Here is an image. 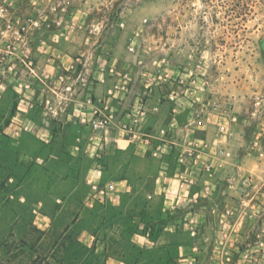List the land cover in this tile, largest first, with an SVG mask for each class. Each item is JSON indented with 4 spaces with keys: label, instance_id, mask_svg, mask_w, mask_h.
I'll return each instance as SVG.
<instances>
[{
    "label": "crops",
    "instance_id": "1",
    "mask_svg": "<svg viewBox=\"0 0 264 264\" xmlns=\"http://www.w3.org/2000/svg\"><path fill=\"white\" fill-rule=\"evenodd\" d=\"M15 31L0 24V203L8 213L30 206L41 231L54 222L79 226L103 264H202L236 187L224 180L220 163L231 154L218 146V126L197 103L164 92L136 54L127 52L121 68L78 71L80 59L62 51V39L35 59L31 37ZM96 112L109 119L101 144L88 141L91 129L81 121ZM126 122L134 136L121 128ZM142 135L156 139L146 145ZM194 141L206 142L209 154L178 165V147ZM92 182L114 190L101 200Z\"/></svg>",
    "mask_w": 264,
    "mask_h": 264
},
{
    "label": "rangeland",
    "instance_id": "2",
    "mask_svg": "<svg viewBox=\"0 0 264 264\" xmlns=\"http://www.w3.org/2000/svg\"><path fill=\"white\" fill-rule=\"evenodd\" d=\"M0 12V24L31 37L35 59L51 54L56 37L80 59L78 71L121 68L133 53L164 92L200 105L231 154L220 164L224 180L236 182L222 204L235 224L234 261L264 264V0H0ZM8 211L0 203L10 264H103L79 226L54 222L41 231L30 206Z\"/></svg>",
    "mask_w": 264,
    "mask_h": 264
},
{
    "label": "built area",
    "instance_id": "3",
    "mask_svg": "<svg viewBox=\"0 0 264 264\" xmlns=\"http://www.w3.org/2000/svg\"><path fill=\"white\" fill-rule=\"evenodd\" d=\"M131 50L132 48L129 47V51ZM133 120L131 119L130 122H133ZM81 121L91 129L92 134L88 141H95L97 144H101L104 140L105 132L109 126L108 117L96 112V115L89 121ZM130 122L124 123L121 128L125 131H128L131 136H134V126ZM221 130L223 131V127H221ZM159 134L165 137L167 133L166 130L161 128L159 129ZM150 139L156 138L151 135H142L141 138V140L146 145L150 143ZM209 151L210 147L204 141L189 142L178 147L176 161L178 165L182 167H192L197 163L202 155H208ZM158 152H160V149L159 147H156L152 152V155L155 156ZM214 152L221 153L223 150L220 152L214 150ZM204 171L207 174H210L211 166L205 167ZM90 188L99 199L105 200L108 198L110 192L114 190V185L110 183L92 182ZM234 227L235 224L233 225V222L229 217L219 223V226H217L215 231V235L212 238V244L204 254L202 264H237L233 258V247L235 246V242H233V236L236 234ZM190 230L192 237L194 239H198L199 236L197 232H195V227H191Z\"/></svg>",
    "mask_w": 264,
    "mask_h": 264
},
{
    "label": "trees",
    "instance_id": "4",
    "mask_svg": "<svg viewBox=\"0 0 264 264\" xmlns=\"http://www.w3.org/2000/svg\"><path fill=\"white\" fill-rule=\"evenodd\" d=\"M13 252L9 249L8 243L4 242L0 245V264H10Z\"/></svg>",
    "mask_w": 264,
    "mask_h": 264
}]
</instances>
